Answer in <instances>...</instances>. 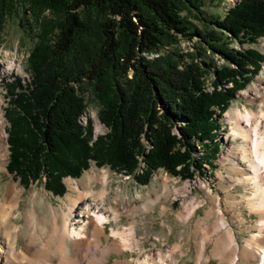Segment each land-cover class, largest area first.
Wrapping results in <instances>:
<instances>
[{
	"label": "trees",
	"instance_id": "obj_1",
	"mask_svg": "<svg viewBox=\"0 0 264 264\" xmlns=\"http://www.w3.org/2000/svg\"><path fill=\"white\" fill-rule=\"evenodd\" d=\"M202 4L0 0V32L13 19L34 41L31 81L16 76L6 82L8 171L25 187L45 178L48 191L64 196V179L80 177L91 162L134 176L140 185L161 168L186 180L201 171V161L214 166L220 119L264 65L259 51L237 50L226 40L244 44L264 37V0H242L223 19ZM192 9L200 24L183 14ZM181 38L196 40L192 51L179 48ZM216 54L226 63L218 66ZM212 74L214 89L208 91ZM86 83L110 130L96 140L93 122L87 128L80 123L88 106ZM197 145L205 151L198 159Z\"/></svg>",
	"mask_w": 264,
	"mask_h": 264
},
{
	"label": "rangeland",
	"instance_id": "obj_2",
	"mask_svg": "<svg viewBox=\"0 0 264 264\" xmlns=\"http://www.w3.org/2000/svg\"><path fill=\"white\" fill-rule=\"evenodd\" d=\"M201 1L204 11L214 15L213 17L217 16L223 19L230 9L242 0ZM196 12L195 9H192V12L185 10L183 14L200 24L195 17ZM195 41L191 42L187 38H181L179 48L184 52L192 51ZM226 42L234 49H254L264 55V37L252 43L238 44L230 40H226ZM33 46L34 41L25 35L16 20H9L0 32V68H3V71H0V93L4 96L2 109L6 120L5 143L7 150L6 170L0 169V201L12 185L16 184L22 190L18 206L10 203L0 208V218L3 216L4 218H2L6 222L4 223L2 220L3 222L0 223V264H4L3 258L6 254H12L18 260L23 255L33 258L32 247L34 244L41 248L49 242L47 233L53 228L55 222L52 208H68L66 206V203L69 205L67 196L72 194L73 197H76V194L69 188V179H80L89 170L100 174L103 171L109 172L112 181L111 194L105 198L103 207L108 203H115L116 195L121 196L119 199L126 204V207H120L117 211L119 213L118 221L104 224L103 233H101L103 243L96 244L93 241L92 247L84 245L87 250L89 249L88 254H96V257L100 255L98 258L102 259L104 256L102 264H137L138 259H143L145 256H148L153 264H160V262L161 264L162 262L163 264H231L234 253L229 245L224 243L226 234L220 226L221 217L223 219L225 217L224 220L233 229L239 242L238 261L240 262L238 263L251 264L248 258H243L242 250L252 239L253 233L260 232V217L244 202L233 203V199L230 197V194H234L238 198V202L242 201L252 195L253 188L235 182V177L230 169L235 164L232 165L229 157L231 150L241 142V139H233L229 134L235 127L233 114L236 109L244 111L248 108L257 111L254 103L250 101L249 89L251 85L263 86L264 65L244 89L235 93L230 107L220 119L222 123L219 130L221 146L218 158L213 162L214 166H209L201 161L200 163L204 164L201 171L196 172L192 179L186 180L161 168L154 172L149 184L140 185L134 176L118 173L110 166H98L95 162H91L90 167L80 177L69 176L64 179L67 188L64 196H54L45 188V178L41 182L37 181L31 183L29 187H25L21 184L20 178L10 173L7 168L11 154L8 142L10 123L7 119V112L11 103L6 82L12 81L16 76L21 77L25 84L31 81L28 57ZM209 56L212 55L209 54ZM215 60L218 66L226 63L219 54L215 55ZM10 63H14L15 68H10ZM213 80H215V75L207 76L206 89L208 91L214 89ZM225 87H232V83ZM83 91H85L88 106L80 117V123L87 128L88 121L93 122L94 140H96L97 137L107 134L110 130L100 119L101 105L87 83L84 85ZM246 91H248V97L243 94ZM174 133L181 135L178 129ZM145 144L148 152L152 145L149 141H146ZM203 153L205 151H202L197 145L196 159ZM140 161L138 173H142L145 168L143 158L140 157ZM236 164L239 167L245 165L241 161H237ZM100 186V183L95 181L89 189L97 191ZM138 195L142 197L139 199ZM215 199L219 200L220 206L215 204ZM193 207L195 209L191 212ZM29 209H36L38 212L34 225V221L30 222L31 226L25 217V213ZM111 228H118L121 232L125 231L124 234L129 233L128 238H131L129 243L137 244L138 249L132 250L125 247L124 241L117 238L118 236L115 237ZM32 231L35 234H31ZM89 232V240H91L93 238L92 227L89 228ZM69 244L71 252L74 246L73 239ZM202 245L205 251L202 250Z\"/></svg>",
	"mask_w": 264,
	"mask_h": 264
},
{
	"label": "bare ground",
	"instance_id": "obj_3",
	"mask_svg": "<svg viewBox=\"0 0 264 264\" xmlns=\"http://www.w3.org/2000/svg\"><path fill=\"white\" fill-rule=\"evenodd\" d=\"M10 66V68H15L14 63H10ZM2 69L0 68V71H3ZM249 92L251 93V96H249L250 101L254 103L257 111L247 108L244 111L236 109L234 112L233 124L235 127L229 136H232L233 139L239 138L241 142L231 150L229 160L232 162V165L235 164L230 168L232 175L235 177V182L244 186H252L253 190L250 197H246L239 202L234 194H230V197L233 199V203L239 204L244 202L248 208L259 214L260 232L253 233L252 239L242 250V256L244 259L248 258L251 264H264V83L262 87L251 85ZM243 94L248 97V91ZM3 102L4 96L0 93V169L6 170V120L2 109ZM237 161L244 163V167L237 166ZM95 181L101 185L97 191L89 189ZM111 182L108 171H103L100 174L89 170L80 179H69V188L76 194V197H73L72 194L67 196L69 202V205L66 203L67 209L52 208L55 222L53 228L47 233L49 242L41 246V248L34 244L32 247L33 258L23 255L18 260L12 254H6L3 258L4 264H102L103 259H105L104 256L102 259L98 258L100 256L98 254V257L95 256L96 254H88L89 249L87 250L84 245L87 244L92 247L91 244H94V242L96 244L103 243L101 233H103L104 224L117 220L119 216L117 211L120 207H126L125 202H121V199H119L121 196L118 195L115 197V203H108L107 206L104 205L103 207L102 204L105 198L111 194ZM21 192L22 190L16 184L8 188L4 198L0 201V208L10 203L18 206ZM141 197V195H138L137 198L140 199ZM215 204L220 206L218 199H215ZM194 209L195 207L192 208L191 212ZM37 215L36 209H29L25 213L28 223L30 224V222L34 221L33 225ZM2 217L0 218V223L5 220ZM224 219L221 217L220 226L226 234V241L224 243H227L234 253L231 258V264H244L243 262L238 263L240 262L238 261L239 242L233 229H231L228 222ZM4 223L6 222L4 221ZM91 227L93 229V238L89 240V228ZM124 232H121L118 228L112 229L113 235L121 238L125 243V247L137 250V244L129 243V239H131L128 238L129 233L124 234ZM33 233L35 234L32 231L31 234ZM71 239L74 241V246L70 252L71 247L69 242ZM203 245L202 250L205 251ZM150 260L148 256H145L143 259H138L137 264H153Z\"/></svg>",
	"mask_w": 264,
	"mask_h": 264
}]
</instances>
